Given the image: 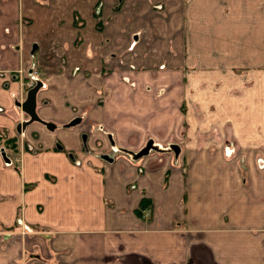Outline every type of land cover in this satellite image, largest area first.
<instances>
[{
  "label": "crops",
  "instance_id": "0c3cea01",
  "mask_svg": "<svg viewBox=\"0 0 264 264\" xmlns=\"http://www.w3.org/2000/svg\"><path fill=\"white\" fill-rule=\"evenodd\" d=\"M159 11L183 12L168 41ZM184 38L221 53L192 69ZM238 38H264V0H0V264H264V40L240 73Z\"/></svg>",
  "mask_w": 264,
  "mask_h": 264
},
{
  "label": "rangeland",
  "instance_id": "374dc122",
  "mask_svg": "<svg viewBox=\"0 0 264 264\" xmlns=\"http://www.w3.org/2000/svg\"><path fill=\"white\" fill-rule=\"evenodd\" d=\"M213 1V0H212ZM211 2V1H210ZM159 13V16L161 17L160 20L157 19L160 27L159 28H156V27H152L151 30L148 29V31H158V35L157 33L154 34L155 38H164L163 35L161 33L163 32H166L168 29H173L172 28V25H173V22L175 21V16L177 17L178 15H182V11H178V12H170L171 15L167 16L166 14H162L161 11L158 12ZM194 14H198L197 11L193 12ZM75 18H76V14H75ZM163 22H168V27H165L164 28L162 27L163 25ZM211 23H213V20L210 21ZM73 25L77 26L75 24V22L73 21ZM98 26V24H97ZM96 26V30H95V35L96 36H101L99 33H101V30H99V27ZM102 26V25H100ZM74 28V27H73ZM211 28L208 27L207 29V33L209 31V29ZM143 34H149V32H143ZM142 36V35H141ZM137 37V36H135ZM101 38H103L101 36ZM104 38H111V36H106ZM137 41L138 38H135ZM148 38H143V41L146 45H147V49H149L148 46H151L154 50H158V49H161V48H165L166 47V43L163 41V40H156V42H148L147 41ZM201 39V38H197L194 42L192 41L191 43V48H190V51L187 50V43H186V39L184 38L183 40V43L185 44V47H186V50H185V54H189V58L186 62L187 66L191 67L192 69H195V70H199V67H209V62L207 63L206 60H210V61H215L217 58H206V57H209L210 54H213V55H217L220 52V50H222V47L221 46H218L216 45L215 42H212V39L213 38H204L203 41L201 43H198V40ZM225 39H231V38H225ZM234 40H236L237 38H233ZM140 40V38H139ZM165 41H168L169 38H164ZM192 40V38H191ZM264 40V38H238V48H239V51L237 52H230L228 54H226V51L230 50L229 47H223V51H224V59L222 60V66L226 67V66H229V67H232V59H231V54L234 55L233 59L234 61L236 62L233 67L240 70L239 72L242 73V72H245V69L247 68H258L259 65H262L261 61L259 59H261V55H260V52L258 54L255 53V51L249 53L247 48L248 47H257V46H260L261 47V42ZM137 44V43H136ZM133 45V48L136 46ZM248 46L245 49V47ZM139 49V47L137 48ZM120 51L118 54H116L119 58L117 59V61H120L122 66H129V65H132V64H129V61H130V56H126L124 57L125 54H128L126 51L124 52V50H118ZM152 51V50H151ZM115 52V51H114ZM150 53V54H149ZM167 52L165 53H161V52H158V53H151V52H145L142 56L144 59H146L148 61V63H145L143 62V65L147 66V67H150V66H154L156 64V62H158V64H156V67H158V69L160 70H163L162 68L166 67L168 65V58H167ZM255 56H254V55ZM158 57V59L155 60V57ZM149 57V58H148ZM231 60V63L228 64V61ZM113 61V60H112ZM111 64L113 65H116L115 62H111ZM129 64V65H127ZM139 65V63L137 64ZM136 65V66H137ZM136 66H133V67H136ZM156 71H159V70H156ZM32 79L36 82V83H39L40 81V78H39V75L37 74V71H34V75L32 76ZM29 78H27L25 80V82L23 83V87L25 88L24 90L26 91V94L32 90L33 88V82L30 81V83L32 84V87H28L27 86V82H28ZM214 133L215 132V128L213 127L208 133ZM155 149H157L155 147ZM145 150V149H144ZM146 151V150H145ZM19 163V159L17 157V161H16V165ZM22 227H18V229L20 230ZM18 230V231H19ZM22 231H26L25 229H22L19 231V235L20 232ZM21 236H25L24 234H22ZM27 237H23V242L25 241ZM26 242H28L26 240ZM36 246V245H35ZM32 247V246H31ZM36 251H38L37 248H34ZM39 252V251H38Z\"/></svg>",
  "mask_w": 264,
  "mask_h": 264
},
{
  "label": "water",
  "instance_id": "95a60500",
  "mask_svg": "<svg viewBox=\"0 0 264 264\" xmlns=\"http://www.w3.org/2000/svg\"><path fill=\"white\" fill-rule=\"evenodd\" d=\"M38 87L30 90L27 95H26V98L25 100L19 104L18 106L20 107L21 111L24 112L28 118H29V121L28 123L32 122V121H35L37 120V117L34 113V109H35V93L37 91ZM79 122V118H76L74 119L73 121H71L69 124H67L66 126H73L75 124H77ZM26 122H23L21 125H18L17 129L19 130L20 129H24L25 126H26ZM48 128H52L53 126L51 124H48L47 126ZM146 151L143 150L142 151V154H144ZM138 156H141V154H139Z\"/></svg>",
  "mask_w": 264,
  "mask_h": 264
},
{
  "label": "trees",
  "instance_id": "16d2710c",
  "mask_svg": "<svg viewBox=\"0 0 264 264\" xmlns=\"http://www.w3.org/2000/svg\"><path fill=\"white\" fill-rule=\"evenodd\" d=\"M0 149L8 150L11 154H16L18 151V143L16 141V138H7L3 135H0ZM137 156L139 154L143 155L141 151H138L135 153ZM9 159L7 160V162ZM146 203V199H142L140 202V206L143 207Z\"/></svg>",
  "mask_w": 264,
  "mask_h": 264
},
{
  "label": "built area",
  "instance_id": "2783aa9c",
  "mask_svg": "<svg viewBox=\"0 0 264 264\" xmlns=\"http://www.w3.org/2000/svg\"><path fill=\"white\" fill-rule=\"evenodd\" d=\"M33 75H34L33 73L30 75V78H29V80H28V82H27V86H28V87H32V84L30 83V81L33 82V86H34V84H35V81L32 79V76H33Z\"/></svg>",
  "mask_w": 264,
  "mask_h": 264
},
{
  "label": "flooded vegetation",
  "instance_id": "af4514ba",
  "mask_svg": "<svg viewBox=\"0 0 264 264\" xmlns=\"http://www.w3.org/2000/svg\"><path fill=\"white\" fill-rule=\"evenodd\" d=\"M150 147V146H149ZM146 149H147V146H146Z\"/></svg>",
  "mask_w": 264,
  "mask_h": 264
}]
</instances>
